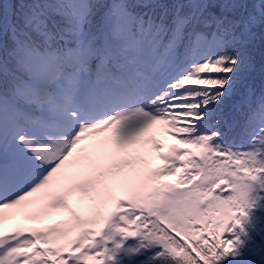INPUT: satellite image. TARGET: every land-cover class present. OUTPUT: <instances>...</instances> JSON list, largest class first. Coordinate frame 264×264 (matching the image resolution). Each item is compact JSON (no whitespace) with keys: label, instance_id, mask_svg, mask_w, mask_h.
<instances>
[{"label":"snow or ice","instance_id":"obj_1","mask_svg":"<svg viewBox=\"0 0 264 264\" xmlns=\"http://www.w3.org/2000/svg\"><path fill=\"white\" fill-rule=\"evenodd\" d=\"M0 264H264V0H0Z\"/></svg>","mask_w":264,"mask_h":264},{"label":"rangeland","instance_id":"obj_2","mask_svg":"<svg viewBox=\"0 0 264 264\" xmlns=\"http://www.w3.org/2000/svg\"><path fill=\"white\" fill-rule=\"evenodd\" d=\"M18 222H19L18 220H8L7 223L5 224V228H9V227L17 224Z\"/></svg>","mask_w":264,"mask_h":264},{"label":"trees","instance_id":"obj_3","mask_svg":"<svg viewBox=\"0 0 264 264\" xmlns=\"http://www.w3.org/2000/svg\"><path fill=\"white\" fill-rule=\"evenodd\" d=\"M226 111H227V112H230L231 110H230V108H229V109H226Z\"/></svg>","mask_w":264,"mask_h":264}]
</instances>
